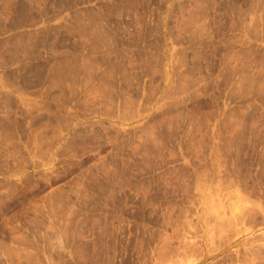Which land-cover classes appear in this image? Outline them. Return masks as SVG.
Listing matches in <instances>:
<instances>
[{
  "label": "rangeland",
  "instance_id": "1",
  "mask_svg": "<svg viewBox=\"0 0 264 264\" xmlns=\"http://www.w3.org/2000/svg\"><path fill=\"white\" fill-rule=\"evenodd\" d=\"M0 264H264V0H0Z\"/></svg>",
  "mask_w": 264,
  "mask_h": 264
}]
</instances>
